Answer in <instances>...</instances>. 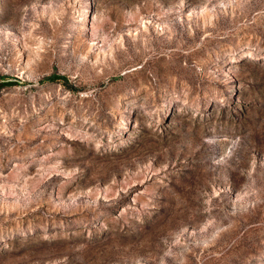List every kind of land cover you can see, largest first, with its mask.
<instances>
[{"label": "rangeland", "instance_id": "374dc122", "mask_svg": "<svg viewBox=\"0 0 264 264\" xmlns=\"http://www.w3.org/2000/svg\"><path fill=\"white\" fill-rule=\"evenodd\" d=\"M6 80L0 264H264V0H0Z\"/></svg>", "mask_w": 264, "mask_h": 264}, {"label": "trees", "instance_id": "16d2710c", "mask_svg": "<svg viewBox=\"0 0 264 264\" xmlns=\"http://www.w3.org/2000/svg\"><path fill=\"white\" fill-rule=\"evenodd\" d=\"M46 78L49 79V80H58V79H64L65 80L66 76L63 75V74L53 73L51 75H48ZM8 82H11V81H8V80L1 81L0 82V87L8 84Z\"/></svg>", "mask_w": 264, "mask_h": 264}]
</instances>
